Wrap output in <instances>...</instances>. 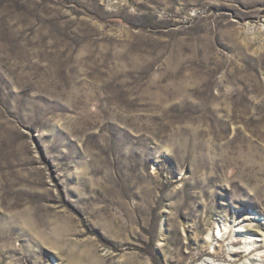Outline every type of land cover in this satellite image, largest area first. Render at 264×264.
<instances>
[{"label": "rangeland", "instance_id": "rangeland-1", "mask_svg": "<svg viewBox=\"0 0 264 264\" xmlns=\"http://www.w3.org/2000/svg\"><path fill=\"white\" fill-rule=\"evenodd\" d=\"M258 252L264 0H0V264Z\"/></svg>", "mask_w": 264, "mask_h": 264}, {"label": "bare ground", "instance_id": "bare-ground-1", "mask_svg": "<svg viewBox=\"0 0 264 264\" xmlns=\"http://www.w3.org/2000/svg\"><path fill=\"white\" fill-rule=\"evenodd\" d=\"M244 227V226H243ZM242 226H241V228H243ZM239 231H241V230H239ZM243 232L245 231V230H242ZM218 238H220L219 237V235L217 236V238L216 239H218ZM256 241H260V239L259 238H257V239H255ZM263 241V240H262ZM256 243V242H255ZM254 245V244H253ZM250 250V249H249ZM258 251V250H257ZM231 253L232 254H234V255H239V254H237V251H234L233 249L231 250ZM253 253V251H251V252H249V254H252ZM232 256V255H231ZM262 257H264V256H262V253L260 252H258L257 253V257H253V260H255V261H262L263 259H262ZM233 258H234V256H233ZM249 264H251V263H249Z\"/></svg>", "mask_w": 264, "mask_h": 264}]
</instances>
